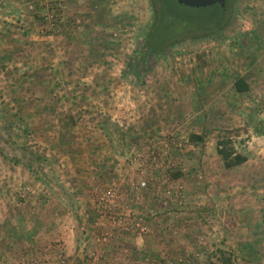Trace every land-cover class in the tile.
Masks as SVG:
<instances>
[{"label":"rangeland","instance_id":"obj_1","mask_svg":"<svg viewBox=\"0 0 264 264\" xmlns=\"http://www.w3.org/2000/svg\"><path fill=\"white\" fill-rule=\"evenodd\" d=\"M229 5L231 21L204 37L206 11L176 0H0V264L35 254L46 264L55 248L63 263L64 246L33 218L52 190L76 210L67 187L92 181L111 224L91 240L123 234L129 264H206L221 252L264 264V0ZM148 146L162 148L160 167L133 161ZM222 146L246 160L226 168ZM140 180L147 190L131 187ZM232 185L241 194L225 204ZM110 186L148 232L112 222L100 201Z\"/></svg>","mask_w":264,"mask_h":264},{"label":"crops","instance_id":"obj_2","mask_svg":"<svg viewBox=\"0 0 264 264\" xmlns=\"http://www.w3.org/2000/svg\"><path fill=\"white\" fill-rule=\"evenodd\" d=\"M157 124L161 125L163 124V121L159 119ZM86 135L89 136L90 134L86 133ZM81 140V145L85 148L84 150L82 149L83 154L87 155L89 154V149L87 148V145H85L87 143V140L83 141V138H81ZM90 141H92V139ZM82 150L79 151L81 152ZM100 152H102L101 149L97 150L94 155H99ZM91 168L92 166L89 167V169ZM230 168L231 167H229L228 169ZM85 173L91 175L92 173H94V175H96L95 177H97L96 171H86ZM19 180L20 178L18 179V182ZM91 184L95 185V182L92 181L89 185H81L74 183L70 185V187H67V189L70 188V192H74L75 195V203L77 204V209L74 211L70 207L69 200L64 199L62 195L52 190L51 196L47 197L45 203L41 202V205L44 206L41 212L37 214V212L39 211L37 205L34 207L36 213L31 212L32 214H37L33 218V220H36V222L40 225V228L42 225H46L47 223V235L48 237H50V240H60L57 244L54 245V247L61 243L65 248L66 254L68 255L67 259L63 263H60V260L58 259L59 251H57L56 248L55 250L51 249V253L48 254L49 260H46V264H129L133 263V261L135 260L132 259L133 261H129L130 255H125L124 258H121L122 253H118V251L121 249V247H119V242L122 240L121 237H123V234H120L121 237L118 238L119 234L115 232L114 229H110V242L106 244V246H100L98 245V243H94L93 240H91L92 238L90 236H93L99 232L100 234L102 233V229H104L102 228L103 224L104 227H109V224H111V222L107 223V220L104 219L103 216L105 215H99L97 213V208L95 209V206H97V187H95L96 185L90 186ZM237 188L238 186L235 185L228 187V191H226L227 194H233L237 192L239 194L235 195L236 198L234 199L233 197L224 198L226 199L224 201L225 204L231 203L233 200H237V198L241 194V189L239 190ZM54 190H56L55 186ZM143 190L147 189H142V191ZM144 192L148 193L146 191ZM20 216L21 215H19L18 218H21ZM19 225L20 227L18 225L15 226L16 230L23 228L22 224ZM76 231L80 233V241L75 238ZM134 241L135 238L130 239V242L133 243ZM113 244L115 245L113 246ZM144 246L146 247V245H143V247H139V249H144ZM126 248L132 250L134 247ZM36 256V254L33 256V258L30 256L32 260L29 259V264H34L36 260H39V258L37 259ZM126 256H128L129 258L126 259ZM42 264H45L43 260Z\"/></svg>","mask_w":264,"mask_h":264},{"label":"built area","instance_id":"obj_3","mask_svg":"<svg viewBox=\"0 0 264 264\" xmlns=\"http://www.w3.org/2000/svg\"><path fill=\"white\" fill-rule=\"evenodd\" d=\"M160 143L164 144L165 141H159ZM164 147H168V143ZM162 150L161 147H146L141 151L134 153L133 161H141L145 165L148 164L149 166L160 167L162 164V154L160 153ZM169 167L172 168L174 163L171 161L168 162ZM154 168V169H155ZM132 188L134 190H139L147 187V182L145 180H140L137 182H131ZM130 187V188H131ZM177 196L182 195L181 187L176 191ZM122 193L118 190L116 186H110L105 188L100 196V201L105 205L107 208V212L109 216L112 217V222L119 227L124 228H132V230L137 231L138 233H146L148 232V225L145 220L139 215V213L135 209H128L125 208L122 204ZM182 197V196H181ZM167 201H164L166 203ZM104 207V208H105ZM105 210V209H104ZM106 212V211H105ZM104 212V213H105ZM103 215V213H101ZM108 239L107 233H104L100 237H97L98 241H106Z\"/></svg>","mask_w":264,"mask_h":264},{"label":"trees","instance_id":"obj_4","mask_svg":"<svg viewBox=\"0 0 264 264\" xmlns=\"http://www.w3.org/2000/svg\"><path fill=\"white\" fill-rule=\"evenodd\" d=\"M229 1L230 0H225V5L223 6L216 3L211 6L200 7V10H205L206 13L209 15L203 25V28L208 31L202 36L205 37L211 35L212 33L220 32L228 24V22L231 21V12L233 11L231 6L229 5ZM153 50L154 49H152V51ZM233 86L237 92H244L249 89V84L247 83V79L245 76L236 78L233 81ZM199 140H201L200 136L195 134L190 135V141L193 142ZM218 154L226 168H229L236 164H240L246 160L245 155L235 152L232 147L222 146L218 149ZM179 174L180 173L177 172L175 176H178ZM220 254L221 256L219 258V261L210 260L206 264H232L230 258L224 255V252H221Z\"/></svg>","mask_w":264,"mask_h":264},{"label":"water","instance_id":"obj_5","mask_svg":"<svg viewBox=\"0 0 264 264\" xmlns=\"http://www.w3.org/2000/svg\"><path fill=\"white\" fill-rule=\"evenodd\" d=\"M179 4L188 7L200 8L207 7L213 4L225 5V0H176Z\"/></svg>","mask_w":264,"mask_h":264}]
</instances>
